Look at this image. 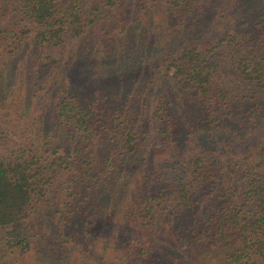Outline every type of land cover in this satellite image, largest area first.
I'll return each mask as SVG.
<instances>
[{
  "label": "trees",
  "instance_id": "obj_1",
  "mask_svg": "<svg viewBox=\"0 0 264 264\" xmlns=\"http://www.w3.org/2000/svg\"><path fill=\"white\" fill-rule=\"evenodd\" d=\"M223 7L0 0V264H264V136L246 154L219 151L264 123V6L238 21ZM33 40L40 52L18 59ZM61 47L93 58L88 71L104 57L101 76L142 60L146 71L85 95L58 71ZM40 97L44 109L29 105ZM192 121L202 133L181 152ZM148 143L172 154L166 167L125 184L117 174ZM105 217L112 230L100 232Z\"/></svg>",
  "mask_w": 264,
  "mask_h": 264
},
{
  "label": "rangeland",
  "instance_id": "obj_2",
  "mask_svg": "<svg viewBox=\"0 0 264 264\" xmlns=\"http://www.w3.org/2000/svg\"><path fill=\"white\" fill-rule=\"evenodd\" d=\"M214 1L222 4L224 6L223 8L227 11L226 12L227 14H231V16H235L237 18L236 21H238V18L241 20L242 18H244L242 16H245V15L246 17L251 18L253 16L252 14L254 10H259L260 7L263 8L264 6V0H234L233 4L225 0H214ZM153 18L154 20H157L156 16H153ZM169 32L170 31L168 30L165 31L164 26H162V28L156 31L146 33L145 38L148 40V43L150 45L155 46L163 39L165 35H168ZM127 44L128 45L131 44L134 50L137 49L139 45L138 41L135 43H127ZM25 46L27 47V45ZM69 48L72 49L71 46ZM69 48L61 47V48L55 49L53 52L55 54L52 55V58L55 60V64L57 61L60 62L58 71L63 75V78L65 79V81H67L69 84H73L79 90L80 93L85 94V95H90L97 89L99 88L102 89L101 87L103 86H112V87L119 88L128 80L137 81L140 78V75L143 74L144 71H146L145 70L146 64L144 60H142L139 63H137L135 66H130L129 68H127L125 70L126 72H120L117 74L115 73L112 76H109V75L101 76L98 74L100 73L99 69L109 64V62L106 61L104 57H101L99 58V60L94 62V65L97 66L94 68L95 70L93 69L91 71H88L87 70L88 65L92 63L93 58L89 59L88 62H84L82 60H77V59L75 60L70 59V56L65 55V53L69 50ZM25 51H26V54L27 53L33 54L36 51H38L36 42L34 40L31 41V43H29V47H27L23 53L21 52L19 54L18 59L23 57ZM140 55L142 56L143 54L140 52ZM131 57L133 58V60L135 59L136 61V57L134 56V54H132ZM19 62L20 61L17 60L16 62L17 65L19 64ZM11 75L15 76V73L12 74V72L10 71L9 78L12 79ZM15 77L16 78L14 79L16 80L12 79V82L18 81L17 78L19 77L17 75ZM46 86L50 87V83H47ZM11 89L13 90V85L11 86ZM29 105L36 106L38 109H42V108L44 109V106L41 103V97L37 101L30 100ZM190 124H191L189 126V132L191 134L190 141H189V144H186L182 147L183 151L181 152H184L186 149H189L192 145H195L194 144L195 139H197L198 136L201 135L202 133V130L197 123L192 121V123ZM262 124L264 125L263 122L261 123L259 122L256 125V127H253V131L255 132L253 135L248 137V134L246 132H242L239 135L238 140H236L235 142H229V143H226L227 145H222L221 148H219V151L224 155L223 157L235 156L236 153L246 154L247 150L250 149L254 145L255 139L259 136H264V126H262ZM177 126L178 125L175 123L173 128L176 130ZM179 131L180 130L178 129L177 132ZM145 146H146V151H147V154L145 155V157L141 161L136 162L137 166L133 164L131 168L123 167V170L119 174H117L118 179H120L121 181L125 179L127 181L132 182L133 179L136 177L134 176L135 172L141 167L146 168L148 170H158V168L164 169L166 167L167 165L166 163L168 159L171 158L169 155H172V154L167 152L166 148L160 147L158 145L148 143ZM176 154L177 153H175V155ZM220 157L222 156L220 155ZM223 169H225L223 170L224 175L227 176V181H226L227 184L236 183L237 186L235 190L236 192H239L242 188L241 186L242 181L237 182L236 181L237 176L235 173L231 172V170L230 172L227 171L228 168L223 167ZM123 182L126 184L125 181ZM96 223L98 224L97 229L100 228V232H106V231L112 230V222L109 221L108 218L106 219V217L102 219L99 218ZM131 231H132L131 229L127 230L125 234H123V238L131 237L133 235V234H129ZM161 239H163L162 241H167L169 243L171 242V239L165 236L164 234H162ZM171 247L175 253V246H171ZM184 255L186 256L185 253ZM174 257L176 259H182L178 255H176V253Z\"/></svg>",
  "mask_w": 264,
  "mask_h": 264
}]
</instances>
